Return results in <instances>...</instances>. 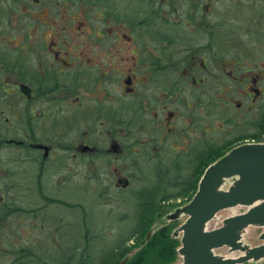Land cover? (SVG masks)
Instances as JSON below:
<instances>
[{"label": "flooded vegetation", "instance_id": "obj_1", "mask_svg": "<svg viewBox=\"0 0 264 264\" xmlns=\"http://www.w3.org/2000/svg\"><path fill=\"white\" fill-rule=\"evenodd\" d=\"M29 1L35 5L31 10L25 6L35 28L32 36L31 29L25 35L9 33L16 18L0 23V177L11 185L25 173L21 164L35 168L40 160L36 190L43 195L45 162L52 161V170L62 162L59 168L77 174L88 156L123 155L124 146L115 136L120 125L132 141L154 152L169 145L194 153L197 146L192 148L191 140L199 138L213 147L215 119L209 121L208 115H214L215 107L223 114L230 112L228 105L238 112L252 110L264 94V71L250 63L242 71L234 61L236 72L225 73L227 62L215 60L216 45L223 49L227 39L216 42L212 23L198 18V10L212 8L214 0H187V12H154L143 29L135 22L132 28L125 26L129 34L112 10L99 16L100 27H84L77 17L50 11L45 5L49 0ZM216 64L221 75L211 70ZM215 89L221 102L215 101ZM234 92L242 99L229 97ZM200 115L206 122L202 129L196 126ZM198 129L205 135L197 134ZM112 171L117 187L130 185L123 169ZM3 202L2 196L1 210L6 211ZM22 219L17 217L19 223Z\"/></svg>", "mask_w": 264, "mask_h": 264}, {"label": "rangeland", "instance_id": "obj_2", "mask_svg": "<svg viewBox=\"0 0 264 264\" xmlns=\"http://www.w3.org/2000/svg\"><path fill=\"white\" fill-rule=\"evenodd\" d=\"M184 2L187 0H49L45 5L57 15L60 12L67 18L77 17V22L83 20L84 27H90V23L100 27L99 16L112 10L119 25H123L120 28L129 34L125 26L132 28L130 23L135 22L138 29H143L145 18L154 12H187ZM210 2L201 0L202 4ZM213 4L210 9L198 10V18L206 20L208 25L212 23L209 29H214L216 42L227 39L223 49L216 45L215 60L227 62L225 73L233 68L234 61L236 66L242 65V71L250 63L253 69L257 67L263 72L264 0H214ZM25 6L31 10L35 5L29 0H0V23L7 18L13 22L16 18L18 22L17 26L8 28L9 33L18 30L25 35L31 29L32 36L35 28ZM185 22L182 20L183 26ZM217 65L211 70L214 75H221ZM232 70L236 72V67ZM218 94L215 89V101L221 102ZM229 97L242 99L235 92ZM228 108L230 112L223 114L215 107L214 115H208L209 121L215 119L210 136L214 146L202 143V138L191 140L192 148L197 146L194 153L175 151L169 145L154 152L145 144L132 141L127 128L120 125L115 136L124 146L123 155L88 156L77 166V174L59 168L62 162L53 170L52 161L45 162L49 167L43 181V195L36 190L40 160L33 163L35 168L21 164L26 174L17 176L16 184L11 185L7 177H0V199L3 196V203L8 206L6 211L0 206L3 214L0 216V264H63L69 257L73 262L83 259V264H119L125 257L126 264L161 261L178 264L181 258L175 256L174 247L179 244V227L187 218L180 209L192 199L204 168L231 146L248 140H264V135L260 136L264 129V94L252 110L246 107L238 112L235 106L228 105ZM199 118L196 126L200 128L206 122L204 115ZM200 129L196 133L205 135ZM99 139L103 141L101 136ZM56 151L63 157L61 149ZM9 166L15 170L14 163ZM91 167L98 168V173ZM113 167L123 169L129 176L128 187H117ZM232 183L233 180H228L223 187L229 188ZM172 214L179 216L171 219ZM18 216L23 222H18ZM261 231L262 227H250L244 243L260 244ZM217 252L226 253L227 248ZM245 264H264V259Z\"/></svg>", "mask_w": 264, "mask_h": 264}, {"label": "water", "instance_id": "obj_3", "mask_svg": "<svg viewBox=\"0 0 264 264\" xmlns=\"http://www.w3.org/2000/svg\"><path fill=\"white\" fill-rule=\"evenodd\" d=\"M238 176L234 185L221 189L225 178ZM238 204L251 206L240 215L229 217L216 229L207 230L206 222L220 210ZM189 215L179 228L183 231L182 264H238L264 257V245L250 247L241 242L242 231L249 225L264 226V143L243 144L211 165L200 182L192 201L180 209ZM172 215L171 218H177ZM264 239V232L261 235ZM229 246L244 255L223 258L214 249ZM127 259L121 261L125 264Z\"/></svg>", "mask_w": 264, "mask_h": 264}, {"label": "trees", "instance_id": "obj_4", "mask_svg": "<svg viewBox=\"0 0 264 264\" xmlns=\"http://www.w3.org/2000/svg\"><path fill=\"white\" fill-rule=\"evenodd\" d=\"M264 135V129H262V131L260 132V136H263ZM255 135H253V137H254ZM197 183H198V180L196 181V185H195V189H196V187H197ZM175 240V239H174ZM173 240V241H174ZM153 243V242H152ZM179 246V244L177 243L176 245H175V247H174V251H176V249H177V247ZM176 254H177V251H176V253H175V256H176ZM32 257V256H31ZM123 258V257H122ZM19 259H21V257H17V260H19ZM122 260V259H121ZM120 262V261H119ZM118 262V263H119ZM168 263H170V262H165V261H161V263H159V262H151V263H149V264H168ZM63 264H83V259H81L79 262H73V258L71 257H69ZM145 264V263H144Z\"/></svg>", "mask_w": 264, "mask_h": 264}, {"label": "bare ground", "instance_id": "obj_5", "mask_svg": "<svg viewBox=\"0 0 264 264\" xmlns=\"http://www.w3.org/2000/svg\"><path fill=\"white\" fill-rule=\"evenodd\" d=\"M247 228H248V227H247ZM247 228H245V229L242 231L243 236H244V232L247 230ZM215 255H217V256H221V257H223V258H227V257H234V256H236L237 254L234 253L232 250H228V252L225 253V254H218V253L215 252Z\"/></svg>", "mask_w": 264, "mask_h": 264}]
</instances>
